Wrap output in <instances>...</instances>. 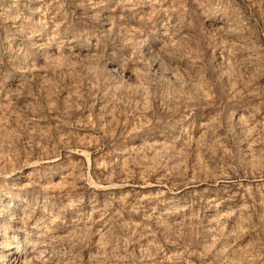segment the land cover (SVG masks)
<instances>
[{
  "label": "rangeland",
  "instance_id": "rangeland-1",
  "mask_svg": "<svg viewBox=\"0 0 264 264\" xmlns=\"http://www.w3.org/2000/svg\"><path fill=\"white\" fill-rule=\"evenodd\" d=\"M5 249L264 264V0H0Z\"/></svg>",
  "mask_w": 264,
  "mask_h": 264
},
{
  "label": "bare ground",
  "instance_id": "bare-ground-1",
  "mask_svg": "<svg viewBox=\"0 0 264 264\" xmlns=\"http://www.w3.org/2000/svg\"><path fill=\"white\" fill-rule=\"evenodd\" d=\"M13 250V249H12ZM15 251H11V249H5L4 253L2 254V256L0 258H3V260L1 261H5L7 260V258L9 257V255L14 254ZM3 264V263H2ZM25 264V263H24Z\"/></svg>",
  "mask_w": 264,
  "mask_h": 264
}]
</instances>
